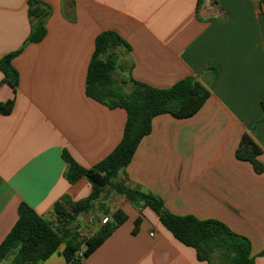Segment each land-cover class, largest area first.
<instances>
[{"label": "crops", "instance_id": "crops-1", "mask_svg": "<svg viewBox=\"0 0 264 264\" xmlns=\"http://www.w3.org/2000/svg\"><path fill=\"white\" fill-rule=\"evenodd\" d=\"M29 1L0 0V60L19 51L15 92L0 85V102L14 99L12 112L0 115V244L21 203L53 223L56 204L69 212L90 195L85 179H65L63 153L88 169L120 143L126 111L85 92L95 40L109 31L129 46L114 50L113 76L124 90L130 79L165 89L192 76L209 93L191 117H155L117 181L159 198L172 214L221 222L250 241L253 264H264V0H38L50 7L46 33L26 43ZM243 135L260 149V173L236 157ZM116 211L125 221L77 264H207L151 209L109 187L76 217L75 235L89 238ZM64 248L38 264H72Z\"/></svg>", "mask_w": 264, "mask_h": 264}, {"label": "trees", "instance_id": "trees-1", "mask_svg": "<svg viewBox=\"0 0 264 264\" xmlns=\"http://www.w3.org/2000/svg\"><path fill=\"white\" fill-rule=\"evenodd\" d=\"M50 15V7L41 1L28 2V16L32 30L26 43H37L45 36V23ZM129 46L114 32H103L95 40L85 84L86 95L109 108H122L126 111V122L120 143L102 161L91 168L79 166L69 155L63 153L66 163L65 179L74 184L85 179L91 186L88 197L75 203L69 212L56 204L53 212L55 222L51 223L21 203L17 208V221L0 244V263L38 264L51 256L61 243L65 244L63 255L67 261L77 264L74 255L84 246L83 258L99 247L126 217L119 211L110 216V221L99 227L94 235L79 241L74 232L73 222L80 214H86L100 203V195L109 187L140 208L151 209L161 225L186 247L196 252L198 261L207 264H253L250 257V241L231 232L216 220H198L192 216H179L168 212L162 201L150 194L131 189L117 181L118 174L130 163L140 141L152 130L155 117L168 114L175 118L193 116L207 100L208 91L196 77L188 76L169 88L160 89L136 82L132 79L129 91L114 78L118 67L114 50ZM19 51L10 53L0 60L2 83L9 84L13 92L18 86V73L11 61ZM14 107V99L0 102V115H9ZM260 149L243 135L236 151V157L252 163L256 172L262 166L256 157ZM105 215H109L103 210ZM137 227V223H136ZM260 255H264L261 252Z\"/></svg>", "mask_w": 264, "mask_h": 264}, {"label": "built area", "instance_id": "built-area-1", "mask_svg": "<svg viewBox=\"0 0 264 264\" xmlns=\"http://www.w3.org/2000/svg\"><path fill=\"white\" fill-rule=\"evenodd\" d=\"M258 11H259L260 13H264V3H260V5H258ZM107 222H108V218H107V217H104V218L100 221L101 224H105V223H107ZM76 237H77V239H78L79 241H84V240L88 239V237H87V235H86V232H80V233H77ZM82 258H83V252H82V251H79V252H77V253L74 255L73 260H74V261H79V260H81Z\"/></svg>", "mask_w": 264, "mask_h": 264}, {"label": "rangeland", "instance_id": "rangeland-1", "mask_svg": "<svg viewBox=\"0 0 264 264\" xmlns=\"http://www.w3.org/2000/svg\"><path fill=\"white\" fill-rule=\"evenodd\" d=\"M8 260H4L3 262H1L0 264H7Z\"/></svg>", "mask_w": 264, "mask_h": 264}]
</instances>
